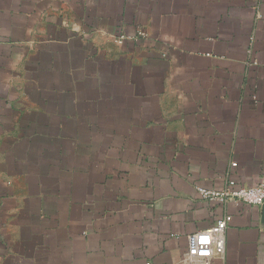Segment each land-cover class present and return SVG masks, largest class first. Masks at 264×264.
<instances>
[{
  "label": "crops",
  "instance_id": "0c3cea01",
  "mask_svg": "<svg viewBox=\"0 0 264 264\" xmlns=\"http://www.w3.org/2000/svg\"><path fill=\"white\" fill-rule=\"evenodd\" d=\"M229 181L264 182V0H0V264H264Z\"/></svg>",
  "mask_w": 264,
  "mask_h": 264
},
{
  "label": "built area",
  "instance_id": "2783aa9c",
  "mask_svg": "<svg viewBox=\"0 0 264 264\" xmlns=\"http://www.w3.org/2000/svg\"><path fill=\"white\" fill-rule=\"evenodd\" d=\"M143 31H139L138 35H144ZM123 35L116 38L117 42H121ZM232 166H236V162H232ZM202 200L218 202L226 204L228 202H243L248 205L261 206L264 204V182L254 185H244L238 188L234 187V182L229 181L221 190L207 189L197 187ZM227 216L218 220L204 230L188 234V256L200 257L208 260L209 256L215 254L221 256L224 252L223 232L226 228Z\"/></svg>",
  "mask_w": 264,
  "mask_h": 264
}]
</instances>
